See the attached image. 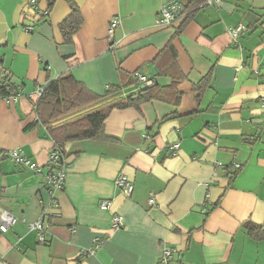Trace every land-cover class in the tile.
<instances>
[{"label":"crops","instance_id":"1","mask_svg":"<svg viewBox=\"0 0 264 264\" xmlns=\"http://www.w3.org/2000/svg\"><path fill=\"white\" fill-rule=\"evenodd\" d=\"M167 1L72 0L82 24L66 41L59 25L71 13L68 0L50 9L47 0L34 7L0 0V67L19 87L0 90V211L17 217L0 232V264H157L167 245L176 250L174 264H264V0L202 3L180 32L182 20L155 25ZM239 24L234 40L228 30ZM133 73L153 77L162 98L112 108L106 138L64 145V187L54 192L59 216L40 243L32 225L51 200L44 174L54 143L36 121V88L70 74L97 95L121 86L124 97ZM204 76L205 86L193 89ZM12 149L40 172L15 163ZM120 173L133 183L129 197L116 191ZM102 200L111 202L108 210L99 208ZM114 213L120 229L111 228ZM247 223L260 226L261 237ZM95 238L102 244L90 252Z\"/></svg>","mask_w":264,"mask_h":264},{"label":"trees","instance_id":"2","mask_svg":"<svg viewBox=\"0 0 264 264\" xmlns=\"http://www.w3.org/2000/svg\"><path fill=\"white\" fill-rule=\"evenodd\" d=\"M68 1L71 3V13L60 23L59 28L64 39L71 41L72 35L82 24V16L72 0ZM47 2L50 9L54 0H47ZM203 2L204 0H196L186 6L184 18L176 32H180L186 18ZM206 81L207 76H204L193 89L200 90L205 86ZM18 88L11 78L0 81V90L4 95L17 92ZM120 89L121 86H110L104 94L97 95L84 88L70 74L59 75L45 84L43 92L37 98L35 103L36 121L47 128L54 146L60 148L65 157L64 145L69 141L106 138L104 120L112 108L129 106L138 108L140 103L160 99L163 95L162 88L157 83L142 87L137 92H131L124 97H119ZM176 95L177 104L181 98L180 92L177 90ZM106 100L109 101L106 105L96 106ZM168 118L166 117L164 120ZM238 171L239 168L231 171L230 179ZM245 225L249 229L250 235L255 238L261 237L260 226L251 223Z\"/></svg>","mask_w":264,"mask_h":264},{"label":"built area","instance_id":"3","mask_svg":"<svg viewBox=\"0 0 264 264\" xmlns=\"http://www.w3.org/2000/svg\"><path fill=\"white\" fill-rule=\"evenodd\" d=\"M224 0H205L202 5L206 6H213L219 7L220 4ZM36 0H31L30 7L35 6ZM185 6L181 3L171 0L164 2L161 7L160 11L156 15L155 18V25L156 27L162 28L167 26H174L175 23L179 22L184 18L185 13ZM120 19L118 16L113 17L110 19L109 27H108V38L112 37L115 28L119 25ZM34 30L33 25H27L24 27V31L32 32ZM244 30V26L239 24L234 27L229 28V33L232 38L235 40L239 33ZM5 78H11L10 72L4 70L0 67V81ZM132 79L135 83V86L132 89V92H137L138 89L142 87H147L155 84V79L153 77H147L141 73H133ZM45 84L39 86L35 90V95L37 98L41 95L44 90ZM20 93L16 95H11V97L15 98L19 96ZM261 107L264 108V97L260 99ZM172 150L177 151L178 145L173 144L170 146ZM9 156L11 159L21 165H25L30 167L31 169L40 172V167L36 164L30 162V160L20 151L16 149H12L9 152ZM218 166H221L218 163ZM67 162L64 157L63 151L54 146L48 154V161H47V171L44 174V183L47 186V191L51 196V200L43 210L42 215L38 221H36L32 225V229H34L37 233V239L40 243L45 242V236L48 232V229L51 224V219L53 217L59 216L58 204L54 199V192L60 190L64 187V180L66 174ZM235 169L239 168L237 163L234 164ZM114 185L116 191L122 194L124 197H129L133 191V183L132 181L124 174L120 173L114 180ZM147 203L149 206L155 205V196L154 194L150 193L147 199ZM111 202L109 200H102L99 203V208L102 210H108L110 208ZM52 209V210H49ZM17 221V217L13 215L8 210H1L0 211V232H6L15 222ZM124 226L123 219L119 214L114 213L111 217V228L112 229H120ZM102 241L98 238H95L93 241V245L90 249V252H93L95 249L100 247ZM176 252L175 248L172 246H165L162 250V254L157 262V264H174V253ZM84 253H87L84 252Z\"/></svg>","mask_w":264,"mask_h":264}]
</instances>
